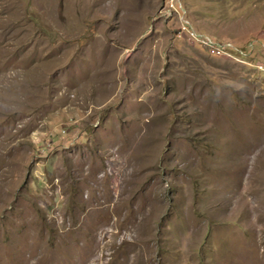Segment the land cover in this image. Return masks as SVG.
I'll return each instance as SVG.
<instances>
[{
    "label": "rangeland",
    "instance_id": "rangeland-1",
    "mask_svg": "<svg viewBox=\"0 0 264 264\" xmlns=\"http://www.w3.org/2000/svg\"><path fill=\"white\" fill-rule=\"evenodd\" d=\"M175 1L0 0V264H264V0Z\"/></svg>",
    "mask_w": 264,
    "mask_h": 264
},
{
    "label": "built area",
    "instance_id": "built-area-1",
    "mask_svg": "<svg viewBox=\"0 0 264 264\" xmlns=\"http://www.w3.org/2000/svg\"><path fill=\"white\" fill-rule=\"evenodd\" d=\"M175 3L177 4V7L183 5L181 0H176ZM175 36L178 39H187L197 43L210 55L234 57L230 52L232 48L230 45L227 48L224 45L213 41L210 37L197 33L189 21L183 20L179 23L178 28L175 30Z\"/></svg>",
    "mask_w": 264,
    "mask_h": 264
}]
</instances>
